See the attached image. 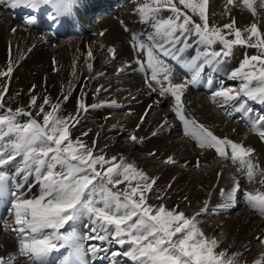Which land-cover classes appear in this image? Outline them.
<instances>
[{"label":"snow or ice","instance_id":"6c2138e0","mask_svg":"<svg viewBox=\"0 0 264 264\" xmlns=\"http://www.w3.org/2000/svg\"><path fill=\"white\" fill-rule=\"evenodd\" d=\"M260 3L264 7V0ZM0 5H23L33 10L49 6L50 18L55 20L71 16L75 0H0ZM229 6L243 7L253 17L258 14L256 0H226V9ZM208 9L209 0L139 2L136 12L154 31L146 38L133 35L132 47L145 57L137 63L148 76L149 87L154 81L162 97L174 98V112L182 122L185 136L200 149L213 150L220 159L237 163L250 183L259 177V184L264 186V168L258 167L253 147L219 136L186 114L182 97L189 85L200 83L205 68L221 64L237 46L256 49L257 54H245L231 71V79L240 82L239 90L221 84L212 97L235 101L237 110L245 113L254 112L248 107L249 101L264 104V30L255 21L237 26L235 17L223 25L210 24ZM165 10L170 13L166 17ZM26 22L35 25L37 16L26 17ZM216 45H220L218 50ZM192 48L195 55L184 64L191 73L190 79L174 83L172 68L164 57L180 60ZM108 51L116 56L115 47ZM87 56H93L90 49ZM88 68H92L91 63ZM13 71L9 49L8 66L0 71V77L10 80ZM207 82L211 84L212 80ZM35 87L29 92L35 93ZM8 91L7 83L0 84V203L10 205L13 223L5 227L16 234L17 246L9 260L0 256V264H17L19 257L26 258L29 264H49L51 255L61 250L65 254L59 264H89V255L99 258L100 253L110 250L104 245L112 244L119 246L111 252L113 264L121 255L133 264H240L241 253L229 255L226 249H220L215 237L206 235L199 226V217L210 210L209 201H204L200 210L191 215L179 205L167 206L166 194L156 196L159 203H151L149 194L154 191L157 177L149 176L122 156H108L102 149L97 152L95 141L89 145L80 137L73 138L72 129L80 123V113L101 105H89L80 98L76 112L63 116L61 107L69 99L67 94L55 103L48 96L32 94L27 108L5 109ZM38 100L42 102L38 104ZM30 108L37 109L35 115ZM250 125L264 141V115L250 120ZM130 139L142 142L144 138L132 135ZM165 162L177 163L172 156ZM220 175L222 171L217 173ZM30 178L39 185L37 196L27 197L23 191ZM241 191L245 203L264 217V187L242 190L235 182L231 189H221L225 203L219 207L233 206L235 194ZM78 222H86L88 233L66 229ZM256 239L264 244V236ZM85 240L100 243L85 247ZM253 264H264V254Z\"/></svg>","mask_w":264,"mask_h":264},{"label":"bare ground","instance_id":"6f19581e","mask_svg":"<svg viewBox=\"0 0 264 264\" xmlns=\"http://www.w3.org/2000/svg\"><path fill=\"white\" fill-rule=\"evenodd\" d=\"M99 1L75 0L73 14L61 16L55 20L50 18L52 10L49 6L33 10L23 5L15 8L0 5V71L8 66L9 49L14 68L10 80L0 77V82L8 81L9 94L13 100L12 106L11 101L8 100L6 107H14L17 104L29 105L32 94L41 98L48 96L54 102L62 100L67 94L69 99L63 101L61 107L63 116L76 112L77 101L80 98L89 105H101L97 108H89L87 112H81L79 127L73 133L89 145L95 141L97 152L102 149L108 156L133 157L138 167H142L149 176L157 177L151 203H157L155 201H157L158 189L166 192L164 202L167 206L179 205L180 209L188 215L199 211L203 202L209 201L210 210L203 214L206 218H199V225L202 226L205 234L213 237L216 229L221 228L224 238L221 239L220 249H226L229 255L241 253L240 264L245 262L253 264L255 259L264 254V244L260 247L263 251L255 249V245L257 246L260 242L256 237L264 236V219L258 222L252 220L250 213L259 218L264 217L245 203L242 191L237 193L238 195L235 194L238 199L233 200L235 201L232 202L233 206L219 207L225 203L221 189L232 188L229 176L231 174H227V164L230 161L215 162L214 160L219 157L213 150L195 149L196 146L192 147L191 142L179 137L182 135L183 126L174 112V98L170 95L162 97L157 84L155 87L153 85L149 87L148 76L137 63L145 57L132 47L133 35L146 38L148 33L154 31L151 24L142 22L136 12L137 5L142 0H117V5L113 4L111 7L119 9V15L112 16L111 13L104 15L99 12L96 24L86 27L82 19L89 15L90 8ZM225 5L226 0H209L210 24L223 25L235 17L237 26L244 27L255 21L264 30V18L259 16L264 17V7L261 4L256 3L258 14L255 17L243 7L229 6L226 9ZM229 11L231 15H228ZM169 14L167 10L163 12L165 17ZM32 15L37 16L35 25H29L26 22V17ZM194 19L199 22L197 17ZM56 25H59V28L54 32L49 31V36L43 37L40 34L39 28H50ZM111 47L117 50L115 57L108 51ZM215 47L218 50L220 45ZM89 49L93 53L92 58L86 56ZM194 51L195 48L188 49L180 60L173 59L171 56L164 57L170 60L168 64L173 71L174 83L185 81L184 78H178L174 69H178L179 61L187 60L194 55ZM245 54L251 56L257 54V50L237 46L232 56L219 64V67L215 69L219 82H213L217 89L221 84L227 85L225 87L239 85L238 80L231 79L230 73L239 66ZM85 57L89 60L87 64H92L89 73L85 72L84 64H81ZM121 68L124 71H120ZM33 85L36 86L35 93H30L29 89ZM198 86L200 83L189 85L182 97L186 114L205 124L219 136H227L253 147L254 159L258 167L264 168V141L250 125V120L255 119L259 114L237 110L235 101L224 102L219 97L214 100L212 94L208 98L206 95L197 93L195 91L197 88L201 90ZM114 88L116 90H112ZM203 91L206 92L207 88L205 87ZM152 98L155 101H151ZM113 101L115 103H112ZM40 102L42 100L37 101V103ZM252 102L264 109V104ZM248 107L252 108L251 104H248ZM116 110L125 111L124 117L119 118ZM225 115L230 120H226ZM237 115L242 118H237ZM142 118L143 122H141ZM84 132L88 135L82 137L81 134ZM132 135L144 139L142 142L122 143L124 136ZM183 136H185L184 133ZM139 151L144 155L137 156ZM169 156H172L177 163H166ZM233 165L236 168L234 175L245 179L239 183L242 190L264 187L260 185L253 187V182L248 181L240 166L237 163ZM221 171L222 175L218 177L217 173ZM257 181L259 177L256 183ZM169 185H171L170 188ZM23 191L27 197H33L39 195L40 188L30 178ZM240 195L242 200H239ZM239 203L244 204L248 211L244 209L235 214ZM9 207L10 205L6 202L0 203V256H3L5 260L13 257L17 246L16 234L13 235L5 227L13 223ZM8 218L11 220H7ZM72 228L81 234L89 231L86 222L66 226L67 230ZM229 235L233 236L235 245H230ZM242 241L246 243L244 249L238 246ZM92 243L100 242L84 241L85 247ZM104 246L110 248L109 252L100 253L99 258L89 255V261L92 260L90 264H113L111 252L116 251L119 246ZM64 254V250L54 252L49 264H59ZM58 256L59 262H56ZM17 264H29V262L26 258L19 257ZM115 264H133V261L121 255L115 258Z\"/></svg>","mask_w":264,"mask_h":264},{"label":"rangeland","instance_id":"374dc122","mask_svg":"<svg viewBox=\"0 0 264 264\" xmlns=\"http://www.w3.org/2000/svg\"><path fill=\"white\" fill-rule=\"evenodd\" d=\"M259 1V2H258ZM256 3L258 4H260V0H257L256 1ZM259 12V11H258ZM261 18H264L263 16H261V15H259ZM87 56V55H86ZM88 57V56H87ZM87 57H85L86 59H83L82 60V62H81V64L83 65V68H84V70H85V72H88L89 73V68H88V62L87 61H89L88 59H87ZM86 60V61H85ZM86 63V64H85ZM86 69L88 70V71H86ZM105 75H107V74H105ZM4 83H7L8 84V81H6V80H4V81H1L0 82V84H4ZM8 88H9V86H8ZM112 90H116V88H114V89H112ZM9 92L10 91H8V93H7V95H6V97H5V101H4V104H5V109L7 108L6 107V104H8L7 102H8V100H10L11 101V106H12V99H11V96H10V94H9ZM93 93V92H92ZM93 97H94V94L92 95ZM16 99V98H15ZM9 101V102H10ZM151 101H155V99L154 98H152L151 99ZM53 103H55L54 101H52ZM126 102V101H125ZM41 103V102H40ZM40 103H38V104H40ZM10 106V105H9ZM10 106V107H11ZM26 106V108L29 106V105H15L14 107H12L13 109H15V108H17V107H25ZM45 108H46V110L48 109V106H45ZM167 108V107H166ZM29 110H31L32 112H33V114L35 115L36 114V112H37V109H35V108H30ZM0 111H3V110H0ZM163 111H164V109H163ZM115 112H118L117 114H118V116H119V118H121V117H124V113H126L125 111H122V110H116ZM165 112V111H164ZM165 113H167V112H165ZM121 114H123V116L121 115ZM168 114V113H167ZM166 114V115H167ZM170 116V115H169ZM37 118H39V117H37ZM170 118L173 120V118L170 116ZM26 119V118H25ZM225 119L226 120H230V119H228L227 118V115H225ZM77 127H79V125H76V127L75 128H73L72 129V136H73V138H76L77 136L73 133V131L74 130H76V128ZM181 135V134H180ZM126 136H124L123 138H122V143L123 144H126V143H131V139H130V137H126ZM180 138L182 137V138H184V139H186V140H188L189 142H191V145H192V147H194V146H196V148L195 149H199V147L197 146V144H196V142L194 141V140H189L188 139V137L187 136H183V132H182V135L181 136H179ZM123 156H124V154H122ZM142 155H144V153L143 152H141V151H139L138 153H137V156H142ZM125 157V156H124ZM125 159L128 161V162H131V163H134L135 165H136V163H135V159L133 158V157H130V156H127V157H125ZM215 162H218V161H221V162H227V161H225V160H222V159H220V158H218L217 160H214ZM232 163V164H231ZM234 163L233 162H231L230 161V163H228L227 164V170L229 171H227V174H231V175H229L230 177H231V183H232V186H233V184L235 183V182H237L238 181V183H240L241 182V180H245L244 179V177H242V178H239L238 176H236V175H234V173H235V171H236V168L234 167V165H233ZM137 166V165H136ZM138 167V166H137ZM138 168H140V169H142V170H144L142 167H138ZM234 168V169H233ZM198 169V168H197ZM9 170H11V169H9ZM145 171V170H144ZM146 172V171H145ZM147 173V172H146ZM234 175V176H233ZM236 178V179H235ZM246 184V183H245ZM248 184V183H247ZM260 184H259V182L257 181V183L256 182H253V187H258ZM260 186H262V185H260ZM251 189V188H250ZM249 190V189H248ZM157 192H158V194L157 195H164V194H166V192L164 191V190H162V189H158L157 190ZM156 192V193H157ZM152 194L153 193H151V194H149V200H151V198H152ZM238 195V194H237ZM237 195H235V198H234V200L238 197ZM166 196H167V194H166ZM244 198V197H243ZM242 198V196L240 195V197H239V200H242L243 199ZM238 199V198H237ZM155 202H157L158 203V201H155ZM233 202H235V201H233ZM237 203V202H236ZM237 206H239V208H237V209H235V214H237V213H239L241 210H247L246 208V206L243 204V205H241L240 203L239 204H237ZM248 211V210H247ZM250 215H252V220H256L257 222L258 221H262L264 218H259V217H257L256 215L254 216L252 213H250ZM214 216H216V215H214ZM199 218H201V219H205L206 218V216H204L203 214L199 217ZM235 218V217H234ZM249 219V218H248ZM7 220H11V218H8ZM70 225H72V224H70ZM70 225H68V226H70ZM200 226V225H199ZM201 228H202V226H200ZM12 233V232H11ZM13 235L15 234V233H12ZM213 237H215L219 242H221V239L222 238H224V236H223V230L221 229V228H218V229H216V231H215V235L213 236ZM229 241H230V245H235L236 244V241L233 239V236H231V235H229ZM244 241H242V242H240L239 244H238V246H240V248L241 249H244L245 248V242L243 243ZM259 244L256 246L255 245V249L258 251V250H260V251H263V248L261 249L260 247L262 246V243L261 242H258ZM221 244V243H220ZM113 245V244H112ZM114 246H115V244H114Z\"/></svg>","mask_w":264,"mask_h":264}]
</instances>
